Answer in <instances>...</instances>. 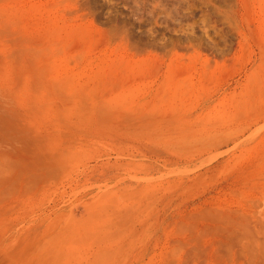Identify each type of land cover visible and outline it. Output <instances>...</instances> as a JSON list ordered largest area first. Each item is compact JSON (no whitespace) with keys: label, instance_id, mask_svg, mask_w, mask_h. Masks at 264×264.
I'll return each instance as SVG.
<instances>
[{"label":"rangeland","instance_id":"374dc122","mask_svg":"<svg viewBox=\"0 0 264 264\" xmlns=\"http://www.w3.org/2000/svg\"><path fill=\"white\" fill-rule=\"evenodd\" d=\"M0 264H264V0H0Z\"/></svg>","mask_w":264,"mask_h":264}]
</instances>
